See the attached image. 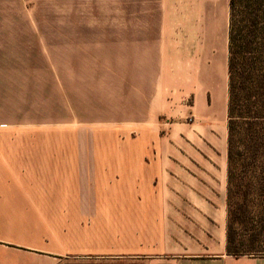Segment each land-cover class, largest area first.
I'll return each instance as SVG.
<instances>
[{"label": "crops", "instance_id": "0c3cea01", "mask_svg": "<svg viewBox=\"0 0 264 264\" xmlns=\"http://www.w3.org/2000/svg\"><path fill=\"white\" fill-rule=\"evenodd\" d=\"M151 26L155 114L146 121L155 131L138 125L140 145L76 146V131L0 132V264H57L87 253L264 264V256L227 250L230 0H155ZM128 27L106 30L114 45L104 48L128 51L131 37L130 50L144 51L143 22ZM106 62L98 73L122 74ZM192 95L193 110L184 105ZM144 100L131 96L112 105L109 119L87 121L120 114L143 123Z\"/></svg>", "mask_w": 264, "mask_h": 264}, {"label": "rangeland", "instance_id": "374dc122", "mask_svg": "<svg viewBox=\"0 0 264 264\" xmlns=\"http://www.w3.org/2000/svg\"><path fill=\"white\" fill-rule=\"evenodd\" d=\"M135 22L144 24V51L130 50L131 37L128 51L104 48L114 42L106 30L134 29L128 25ZM152 24L155 0H0V132L76 131V146L140 145L138 125L149 136L155 131V124L146 121L155 114V58L151 59L155 53L149 49L155 42ZM107 59L122 74L98 73L111 65ZM120 87L127 90L122 99L112 91ZM131 96L145 99L139 108L143 123H124L120 114L114 115L118 120L106 123L87 121L98 116L109 119L118 110L112 105ZM184 105L193 110L194 96L187 97ZM66 118L69 122H61ZM186 122L199 126L194 115ZM57 264H155V258L87 253L64 256Z\"/></svg>", "mask_w": 264, "mask_h": 264}, {"label": "trees", "instance_id": "16d2710c", "mask_svg": "<svg viewBox=\"0 0 264 264\" xmlns=\"http://www.w3.org/2000/svg\"><path fill=\"white\" fill-rule=\"evenodd\" d=\"M227 250L264 256V0H230Z\"/></svg>", "mask_w": 264, "mask_h": 264}]
</instances>
